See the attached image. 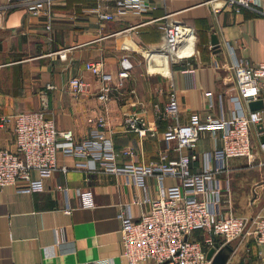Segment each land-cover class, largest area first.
I'll use <instances>...</instances> for the list:
<instances>
[{
  "label": "crops",
  "instance_id": "obj_1",
  "mask_svg": "<svg viewBox=\"0 0 264 264\" xmlns=\"http://www.w3.org/2000/svg\"><path fill=\"white\" fill-rule=\"evenodd\" d=\"M113 3L51 0L47 10L42 5L29 8L26 0H0V114L43 108L57 128L69 127L79 138L87 135L97 115L104 114L117 162L127 159L119 152L122 146L134 142L136 152L131 158L139 168L157 158L160 150L169 157L188 151L177 148L174 137H164L169 123H184L193 111L200 118L204 111L214 116L230 114L237 101L227 43L251 62L263 58L264 13L249 6L234 10L230 5L215 11L202 0H148L147 10L112 18H100L93 9L98 5L114 12ZM168 18L193 29L188 40L192 49L179 59L160 53L162 24ZM214 32L218 42L213 44ZM188 41L182 40L181 49ZM123 55L130 61L129 73L119 77ZM88 59L100 62L113 75L105 100L98 97L100 76L84 67ZM73 75L87 80L86 91L74 95L69 90ZM171 79L180 102L177 117H155L154 108L164 105ZM125 111L141 115L152 130L137 135L127 129ZM14 134L13 123L0 118V148L14 150ZM253 140L250 155L227 158V166L216 173L222 188L219 210L233 212L246 203L264 207V156L256 148L257 138ZM212 145L211 133L201 129L192 170L202 168ZM56 154L58 165L65 164L66 170L32 171L42 179V189H23L20 180L0 186V264H78L101 256L110 257L111 264H125L120 255L121 228L150 206L142 199L144 194L158 196L156 175L145 176V187L128 172L105 171L93 159L88 164L94 169L86 171L75 164L78 158L68 147L58 148ZM162 183L166 196L181 194L177 177L164 174ZM63 186L68 187L66 192ZM76 186L91 190L92 205L81 204ZM200 232L194 229L192 234L200 237Z\"/></svg>",
  "mask_w": 264,
  "mask_h": 264
},
{
  "label": "built area",
  "instance_id": "obj_2",
  "mask_svg": "<svg viewBox=\"0 0 264 264\" xmlns=\"http://www.w3.org/2000/svg\"><path fill=\"white\" fill-rule=\"evenodd\" d=\"M27 6L36 9L44 6L48 10L51 0H26ZM262 0H202L209 3L215 11L224 6H231L234 10L249 6L264 13ZM114 12L99 9L94 6L100 18H112L118 13L126 11L143 12L148 8V0H114ZM49 13V12H48ZM50 14V13H49ZM49 28V23L45 24ZM163 43L160 53L166 58L179 59L182 40H189L193 36L192 27L179 20L168 18L162 24ZM190 41V40H189ZM188 41V42H189ZM186 42V43H188ZM185 43V44H186ZM211 46L213 44L211 43ZM231 60V69L236 93L230 114L222 112L216 116L204 111L201 118L198 111L190 113V120L184 123H169L165 138L174 137L176 147L187 148L185 153L168 156L167 151L160 150L159 156L136 167L133 159L136 144L131 142L119 150L127 159L121 164L117 162L118 152L113 137L105 130L106 115L95 117L93 125L84 137H75L69 127H56L52 117L44 113V109H28L1 115V121H11L14 128L16 148H0V186L21 181L23 189L39 190L43 188L41 178L32 175L33 169L40 172H52L57 169L66 170L65 164L56 161L58 148L68 147L77 156L75 164L86 171L94 169L89 166L90 159L96 160L99 168L113 172H128L134 182L146 187L145 176L155 174L158 186V196L150 198L146 193L142 197L149 201L150 206L140 212V217L121 228L120 255L125 264H210V257L206 251L215 241L221 244L226 240H236L244 231L247 218L241 214L219 210L217 205L222 199V188L216 181V173L224 169L226 160L237 155H250L253 151V138L256 137V148L264 156V56L256 62L249 61L234 51L233 45L227 43ZM61 54V53H60ZM175 54L176 56H173ZM93 73L100 76L101 85L98 97L105 100L109 97L113 75L103 65L91 59L84 63ZM130 61L127 56L121 57V67L118 76L128 75ZM87 80L80 75H73L68 81V87L76 95L86 91ZM167 99L162 107L154 108L155 117H177L180 102L177 88L171 79L168 83ZM210 94V91H206ZM262 100V106L250 108L249 99ZM211 108L212 101H207ZM245 105L246 109L243 108ZM237 107V108H236ZM242 108V110L239 109ZM126 128L137 135L145 134L152 127L139 114L128 111L123 116ZM261 123L259 129L257 124ZM207 129L213 138L212 147L206 150L203 166L200 170H192L191 161L197 157L195 150L199 131ZM164 174L178 178L182 187L181 194L168 197L162 183ZM88 178V177H86ZM229 189V182H227ZM65 192L67 186H63ZM81 204L92 205L91 190L81 186L75 187ZM69 211L70 207L64 208ZM252 231L258 244L259 258H264V207L253 218ZM194 229H200V237L192 234ZM217 249V247H215ZM111 258L101 256L91 261L78 264H111Z\"/></svg>",
  "mask_w": 264,
  "mask_h": 264
},
{
  "label": "rangeland",
  "instance_id": "obj_3",
  "mask_svg": "<svg viewBox=\"0 0 264 264\" xmlns=\"http://www.w3.org/2000/svg\"><path fill=\"white\" fill-rule=\"evenodd\" d=\"M259 205L260 204L255 206L254 204L250 206L246 203L244 207L235 206L233 213L245 216L247 218V223L243 233L236 238V240L232 241V243L235 244V250L230 253L225 264H264V258H259L257 256L258 244L255 242L254 233L252 231L253 218L262 209V206Z\"/></svg>",
  "mask_w": 264,
  "mask_h": 264
},
{
  "label": "water",
  "instance_id": "obj_4",
  "mask_svg": "<svg viewBox=\"0 0 264 264\" xmlns=\"http://www.w3.org/2000/svg\"><path fill=\"white\" fill-rule=\"evenodd\" d=\"M211 40L214 43L218 42V37L216 33L211 34ZM248 106L250 108H257L262 106V100L258 99H249ZM257 127L260 129L262 127L261 123L257 124ZM261 139L264 140V134L261 135ZM264 180V178H263ZM219 241H215L214 245L209 247L206 251V256L210 257V264H225L228 256L234 250L235 244L230 240H226L219 244ZM217 247V249H215Z\"/></svg>",
  "mask_w": 264,
  "mask_h": 264
},
{
  "label": "bare ground",
  "instance_id": "obj_5",
  "mask_svg": "<svg viewBox=\"0 0 264 264\" xmlns=\"http://www.w3.org/2000/svg\"><path fill=\"white\" fill-rule=\"evenodd\" d=\"M194 39V38H193ZM191 41H192V39H191ZM184 46V45H183ZM191 49H192V42H188L187 43V46H185L184 48H182V49H180L181 51V54H183V53H188L189 51H191ZM175 55V54H174ZM176 56V55H175Z\"/></svg>",
  "mask_w": 264,
  "mask_h": 264
}]
</instances>
